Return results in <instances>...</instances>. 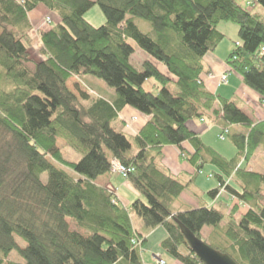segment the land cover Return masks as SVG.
Segmentation results:
<instances>
[{
	"label": "trees",
	"instance_id": "16d2710c",
	"mask_svg": "<svg viewBox=\"0 0 264 264\" xmlns=\"http://www.w3.org/2000/svg\"><path fill=\"white\" fill-rule=\"evenodd\" d=\"M255 1L264 9V0ZM95 4L105 16L97 27L85 19ZM38 6L56 17L40 30V59L28 44L29 13ZM246 7L237 0H0V264H149L143 246L158 227L167 233L160 247L169 255L203 264L176 220L200 239L203 228L212 227L208 245L236 263L264 264V173L249 168L264 121L209 92L202 77L204 55L225 38L218 26L233 23L238 37L228 69L264 99V16ZM136 50L148 56L139 68L132 63ZM81 74L102 79L115 100L78 85L71 90L69 79ZM149 78L156 87L147 91ZM124 106L149 117L135 135L112 125ZM205 116L246 128L232 133L231 156L187 125ZM58 137L80 154L77 161L63 158ZM166 145L179 147L193 166L187 181L162 163ZM113 160L129 169L118 174L140 195L129 207L95 183L113 172ZM206 163L215 167L207 178L216 184L201 191L195 179ZM189 189L201 203L176 210L175 201ZM220 191L247 209L240 213L238 203L218 200ZM14 250L22 261L9 258Z\"/></svg>",
	"mask_w": 264,
	"mask_h": 264
},
{
	"label": "crops",
	"instance_id": "0c3cea01",
	"mask_svg": "<svg viewBox=\"0 0 264 264\" xmlns=\"http://www.w3.org/2000/svg\"><path fill=\"white\" fill-rule=\"evenodd\" d=\"M247 0H244V4ZM255 10V9H254ZM46 8L44 6H38L36 9H34L32 12L29 13L30 20H33V18L37 17L38 14L46 13ZM261 12V11H260ZM31 13H33L31 15ZM263 13V12H262ZM31 15V16H30ZM218 29L221 33L225 35V38L218 43L216 48L213 51H210L206 53L203 57V63H204V72H203V83L206 87V89L213 93L218 94L221 97L232 99L234 100L237 105L245 112L247 115H249L255 122L264 121V99L260 97L258 93L247 87L241 77L236 74L229 71L228 66L226 64V58L228 57L229 53L231 52L233 46L229 45L226 41V37L231 34V36L237 35V27L235 30H233V27L230 26L228 23H221L218 26ZM231 40V37H229ZM228 40V41H229ZM141 51V50H139ZM144 58H147L148 56L146 53L142 52ZM207 72H211L215 75L213 78L206 77ZM228 72V82L226 84H218V76L219 74ZM81 77V78H80ZM84 74H81L79 76H73L69 79L67 85L68 87L75 92V86L78 85L80 90H84L83 87L80 86V80L83 83H86L87 86L91 90H96L95 87L90 86L87 81L84 79ZM80 78V79H79ZM89 80V79H88ZM99 86V85H98ZM153 88H155V82L152 83ZM109 94L107 96H102L104 99L112 102L115 100L116 95L112 90H108V88H104ZM105 91V92H106ZM104 92V91H103ZM148 116L140 113L136 109L130 107V106H124L119 112L118 117L116 118L115 122L112 123V125L122 131H125L126 133L130 135L136 134L141 126L148 120ZM203 119V120H202ZM126 124H129V127H127ZM187 125L197 133L199 137H201L205 143L209 144L210 146L216 148L219 152H221L223 155L231 156L233 153L230 154H224L221 149H219L215 142L212 141V137L208 133L211 132L212 128L215 127L216 130L219 132V130L223 127L229 126V128L234 130V133L243 134L246 133V128L238 125H225L220 121H215L209 118L208 116H205L201 119H195V120H189L187 122ZM216 131V132H217ZM218 132L216 134V137L218 135ZM182 148L188 153L193 152V148L189 142H183ZM229 149V148H225ZM234 148H232V152H234ZM257 153V150L255 151L254 155ZM252 160V158H251ZM162 163L169 169V171L179 177L182 181H187L194 172L193 166L188 162L187 158L182 154L179 147L175 145H166L162 148ZM250 170H255L254 168L249 167ZM215 170V167H214ZM198 179L196 177L195 181ZM212 179V178H210ZM215 181V180H214ZM96 184L105 187L107 190L113 192L119 201L120 204L129 207L134 200V198L140 197L139 193L133 188V186L130 184V182L126 179L120 176L118 173L109 172L104 175L99 176L96 181ZM196 184V183H195ZM206 182H202L201 186L204 185ZM216 184V182H215ZM212 185V187L215 186ZM198 187L201 191H206L210 188H202ZM189 190H184L179 198L177 200L183 202V205L180 207H176V210H185L187 208H195L198 207L201 203L200 200L194 195V193ZM224 194L219 197L218 200H222L223 202H232V198L225 192ZM204 197V196H202ZM205 200V199H203ZM216 200V202L218 201ZM208 201V199L206 200ZM176 202V201H175ZM212 202V201H211ZM210 204V202H209ZM175 205V203H174ZM246 206V205H245ZM243 210V207L240 206V211ZM241 213V212H240ZM137 226L140 227L142 225L141 221L136 222ZM162 227L156 228L154 231L151 232L149 235V238L156 234L158 231H161ZM161 234V232H158ZM165 235V231L163 232ZM163 235V236H164ZM157 257L162 258L165 263L167 264V261L164 257H162L160 254L157 255ZM155 257L152 255L147 262L149 264H156ZM174 263V262H173Z\"/></svg>",
	"mask_w": 264,
	"mask_h": 264
},
{
	"label": "rangeland",
	"instance_id": "374dc122",
	"mask_svg": "<svg viewBox=\"0 0 264 264\" xmlns=\"http://www.w3.org/2000/svg\"><path fill=\"white\" fill-rule=\"evenodd\" d=\"M237 2L246 7V5L244 4V0H237ZM249 2H252V1H249ZM252 11L255 13H259V14L264 16V9L260 5L255 6ZM32 14L33 13H31V15ZM54 15L55 14L50 13L47 10L45 14L44 13L38 14L37 17L33 18V20H30L32 27H31V30L28 32V38H29L28 44L30 45V50L32 52V55L36 56L37 59L42 58V55L40 52V47L42 45L40 35H39L40 30L49 28V26H50L49 19L52 20L51 25L55 24L56 17H53ZM85 19L96 27L102 25L105 22V16H104L103 12L101 11L99 5H97V4L92 6L90 8V10H88L86 12ZM135 22L143 31L149 32L151 30L148 22H145V21L140 20V19H135ZM228 24L233 27V30H235V28H236L235 24H233V23H228ZM229 37H231V40H229L230 39ZM237 37H238L237 35L232 37L230 34V35H228V37H226V41H224V42H227L229 45L233 46V41L237 40ZM130 42H131V44L135 45V43L132 40ZM143 58H144V56L141 53V51L136 50V52L132 56V63L135 65L136 68L140 67V64H141V61L143 60ZM27 65L31 69L33 68V64L27 63ZM209 73H207L206 77H208ZM232 73H234V72H232ZM220 75L221 74H219V76ZM84 76H85L84 77L85 81H87V83L90 86L95 85L96 87H98V88H96V90L95 89L91 90L89 88V86H87L86 83H83L81 80L79 81L80 86L83 87L84 91L90 89V93L92 94V96H95V97L107 96L109 93L104 88H108V90H112L114 92V89L109 87L102 79L97 78L91 74H84ZM219 76L217 79L218 84L221 85V84H226L228 82L227 81L226 83H222L221 80L219 79ZM214 77H215V75H214ZM153 82H155L153 78L147 79L143 83V88L147 91L152 90L153 89V86H152ZM95 86H92V87H95ZM126 125H127V127H129V124H126ZM221 130H222V128L219 130V132ZM229 130H230L231 134L229 136L225 137L224 140H220L216 137V134L218 131L216 130L215 127L212 128L210 133H208L210 135V137H212V141L215 142L216 146L219 149H221V151L224 154L226 153L227 155L230 153H233L232 148H234L233 143L231 141V136L233 135L232 133H234V130L231 128H229ZM57 146L60 148L61 154H62L64 159H66L68 161H77L80 158V154L75 149H73L72 146H70L63 138H61V137L57 138ZM226 147L229 149H225ZM135 149H136L135 145H133L131 150L135 151ZM249 167L254 168L255 171L264 173V137H263L262 142L260 143L259 147L257 148V153L253 156V158L249 164ZM212 170H214V166H212L209 163H206L205 166L202 168L201 172L197 175L198 179L195 181V183L198 187L201 186V183L203 181L206 182L207 185L204 184L206 186H201L202 188L205 187L208 189V188L212 187V185L215 184L214 179L207 178ZM43 177L45 178L46 174H44ZM223 194L224 193L222 191H220L217 198H219ZM205 197L207 198V194L205 195ZM135 199L136 198H134V200ZM232 202L238 203L239 205H241L243 207V210L247 209V207L244 204H242L238 199H235L232 197ZM182 205H183V202L176 200V202H175L176 207L181 208ZM240 212H244V211H240ZM135 220H136V222H139L138 218H135ZM222 222L223 223H221L220 229L217 230L218 236L220 235V232H221V229L223 228L225 220H223ZM212 229H213L212 227L205 226L202 230V240L207 244H211V240L209 239V235H207V234L209 233L210 230L212 231ZM164 231H165V229L161 228V231H158V232H161V234H159L157 232L156 234L151 236L147 240V242L144 244V246H143V250H144L143 257H144V259L148 260L152 256V254H155V255L160 254L162 257H164L166 259L167 264H182L179 261H177L176 259H174L171 255H169L164 249H162L160 247V240H162L165 237V235L167 234V233H165V235H164V233H163ZM218 236H215V237H218ZM16 239L19 241L20 244L25 245V241L22 238H20L19 236H16ZM9 258L22 261V258L18 255L17 251H15V250L9 254ZM156 261H158V259Z\"/></svg>",
	"mask_w": 264,
	"mask_h": 264
},
{
	"label": "water",
	"instance_id": "95a60500",
	"mask_svg": "<svg viewBox=\"0 0 264 264\" xmlns=\"http://www.w3.org/2000/svg\"><path fill=\"white\" fill-rule=\"evenodd\" d=\"M181 233L183 234L188 246L203 264H238L228 254L223 253L195 236L188 228L176 220Z\"/></svg>",
	"mask_w": 264,
	"mask_h": 264
},
{
	"label": "built area",
	"instance_id": "2783aa9c",
	"mask_svg": "<svg viewBox=\"0 0 264 264\" xmlns=\"http://www.w3.org/2000/svg\"><path fill=\"white\" fill-rule=\"evenodd\" d=\"M250 3H251V4H250ZM256 4H257L256 1L253 0V2H249L247 8H248V9H251V8H253ZM208 77H209V78H212V77H214V75H213V74H209ZM219 79L221 80L222 83H226L227 80H228V74H227V73H223V74H221V75L219 76ZM228 130H229L228 128H223V129H222V132L219 134L218 137H219L220 139H223L224 136H225V134L228 132ZM111 163H112L111 171H113V172H116V173H119V174H122L123 176H125L126 172L129 171V169L125 168V167L122 166L119 162H117V161H115V160H113ZM139 244H140L139 241H137V242L135 241V245H139ZM158 263H159V264H165L164 260H162V259H158Z\"/></svg>",
	"mask_w": 264,
	"mask_h": 264
}]
</instances>
